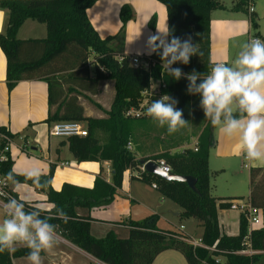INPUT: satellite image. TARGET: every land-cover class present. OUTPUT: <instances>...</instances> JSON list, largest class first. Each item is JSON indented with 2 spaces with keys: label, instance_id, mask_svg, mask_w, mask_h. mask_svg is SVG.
Masks as SVG:
<instances>
[{
  "label": "trees",
  "instance_id": "16d2710c",
  "mask_svg": "<svg viewBox=\"0 0 264 264\" xmlns=\"http://www.w3.org/2000/svg\"><path fill=\"white\" fill-rule=\"evenodd\" d=\"M157 1L167 9L169 38L176 36L183 40L190 36L200 53L199 56H192L188 65L174 64L173 67H179L183 73L195 70L206 74L214 65L210 58L211 15L213 11L224 8L221 0ZM94 3L95 0H0V8L9 12L6 30L0 33V48L7 60L8 90L11 91L23 80H45L49 87L50 106L46 123L85 122L87 136L67 138L70 151L80 162L107 160L112 164V182L97 178L91 189L65 183L61 191H55L51 186L54 169L47 176L41 175L40 183L47 185L41 190L47 191L48 201L53 204L46 218L56 225L58 234L105 264H152L160 253L167 250L181 252L188 263L216 264L219 260L220 264H255L260 258L264 259L262 254L248 256L237 253L245 248L248 235V222L244 215H240L238 235L230 236L220 229L219 211L230 209L228 200L235 197L217 199L213 195L209 156L215 142V127L205 120L198 94L186 93V79L175 81L168 77L155 53L145 57L155 61L150 70L144 66H133L130 55L117 54L111 46L115 37L101 38L88 18L87 11ZM232 9L247 12V0H235ZM120 18L123 30L133 18L130 5L122 6ZM27 20L44 24L46 37L19 39L18 32ZM148 25L155 30L157 17L152 16ZM251 25L254 29L259 26L253 14ZM91 65L95 67L93 72ZM153 79L166 84L163 93L177 101L176 107L182 110L185 120L200 122L197 151L187 148L173 154L163 151L145 156L147 148L140 141L138 130L154 122L149 117H126L124 112L139 105L142 92L149 88ZM105 80L114 84L115 95L110 109L105 117H86L80 97L97 94L100 83ZM0 131L12 139L13 135L5 127H0ZM129 143L135 144L134 150L128 148ZM183 143L174 145L180 147ZM137 154L146 161L164 160L176 175L194 177L198 193L187 183L168 181L143 172ZM2 168L6 175L12 172L11 159ZM129 170H135L143 181L155 183L163 197L179 205L181 218L198 220L203 227V244L215 249L194 248L176 233L160 230L157 215L142 221H131L132 229L127 238H120L112 232L104 238L94 237L90 216L80 215L79 210L90 211L111 204ZM15 176L19 182L36 186L24 175ZM250 185L251 203L261 209L264 220V169L251 168ZM11 193L18 198L12 190ZM26 205L29 209L36 208L27 202ZM57 208L71 217L67 223L56 216ZM249 238L254 250L264 252V227L251 230ZM27 255L28 249L23 244H17L14 253L0 252V264H13L14 258ZM221 257L225 260H220Z\"/></svg>",
  "mask_w": 264,
  "mask_h": 264
},
{
  "label": "crops",
  "instance_id": "0c3cea01",
  "mask_svg": "<svg viewBox=\"0 0 264 264\" xmlns=\"http://www.w3.org/2000/svg\"><path fill=\"white\" fill-rule=\"evenodd\" d=\"M125 4L131 6L133 18L122 30L123 24L120 12ZM234 4L235 0H232L230 4L223 3V9L212 12L210 58L213 64L221 62L232 63L243 46L242 42L246 43L254 37L264 40V0H254L253 15L258 19L259 23L257 29L252 28L249 12L232 9ZM87 14L91 24L101 38L115 37L111 46L119 55L151 56L153 53L150 54L149 51V37L159 34L160 30L165 31L166 27L168 29L166 6L157 0H95L94 5L88 9ZM152 16L157 17L155 30H151L148 25ZM8 18V10L0 8V33L6 30ZM46 35V26L33 20H27L18 32V38L21 40L44 38ZM6 72L7 60L0 48V127H5L13 135L10 140L12 172L17 175H24L27 171L38 168L42 173L41 175L47 176L53 168L54 174L51 186L55 191H61L65 183L91 189L94 187L97 178H102L106 182L111 183L112 164L110 161L80 162L70 151L67 138L50 135L52 124L46 123L50 111L48 83L43 79L23 80L9 91L6 83ZM107 81L109 80L100 83L97 94L89 93L87 94L88 98L85 96L80 97V103L84 107L86 117L91 116L87 114V108L83 100H89V97L96 98L101 95L105 85H107ZM93 103L98 109H102L105 114L111 106L110 104L108 109H103L99 103ZM146 122H149V120ZM82 123L86 126L85 122ZM186 130H182L181 136L179 135L178 138H169L168 141H164L156 133L160 132L168 135L165 128H161L155 123L145 124V127H141L138 130L140 134L138 135L139 137L141 136L140 141L147 148L145 156L163 151H169L172 154L178 153L179 151H175L182 148L195 149L199 143V127L196 130L197 132H195L196 134L191 132V130ZM214 137L215 142L210 149L209 156L212 192L214 187L217 189L222 183L216 180L215 184H213L212 174H216V176L227 174V176L231 175L229 180L226 178L225 183L228 186L240 187L247 184V186L249 185L248 191L250 193V170L252 167L264 169V161L245 160L246 156L240 148L238 138L226 137L220 132L218 127L214 128ZM177 142L184 143L180 147H175L174 144ZM134 149L135 144L132 143L131 150ZM137 158L141 159V155L137 154ZM243 168L248 169V173H244ZM134 179L143 181L135 170H129L122 187L117 190L111 204L99 206L90 211L79 210L80 215L84 217L90 216L91 234L94 237L104 238L108 233L112 232L120 238H127L130 236L132 229L131 221H142L151 215H157L154 209L156 208L154 203L156 198H153V195L156 191H159L153 186V183H149L151 189L140 190L139 187H135ZM9 181L11 190L20 200L26 201L36 208L41 207L46 211L53 209V204L48 201L47 191L27 183ZM235 198L242 197L238 196ZM164 199L163 197L161 202ZM218 199L228 198L219 197ZM224 210L219 211V223L222 233L230 236L238 235L239 230L237 233H233L228 224H222L220 214ZM181 212L182 210L176 212L175 215L180 217ZM5 214L6 211L0 204V222L5 218ZM166 226L168 230L165 229ZM157 227L162 231L175 232L171 230L172 228L167 223L161 221L157 223ZM177 230L178 232L175 233H179V228ZM54 236V246L41 255L42 264H105L66 240L56 231ZM168 252L176 251H164L154 261H157V258L163 256V254H169ZM176 253L180 254L179 252ZM257 254L264 255V252L257 251ZM180 256L185 259L186 263L185 256L182 253ZM220 260L224 261L225 259L221 257ZM13 264H30V262L27 257H18L13 259ZM255 264H264V259L260 258Z\"/></svg>",
  "mask_w": 264,
  "mask_h": 264
},
{
  "label": "clouds",
  "instance_id": "9594fccd",
  "mask_svg": "<svg viewBox=\"0 0 264 264\" xmlns=\"http://www.w3.org/2000/svg\"><path fill=\"white\" fill-rule=\"evenodd\" d=\"M148 44L150 54H157L162 61L164 73L175 81L186 79V93L198 94L205 120L226 137L238 138L247 159L264 161V40H248L232 63H216L206 74L195 70L183 73L179 67H173L188 65L192 56L200 55L190 36L183 40L176 36L169 38L166 27L165 31L149 37ZM176 104V100L165 94L151 101L145 115L168 134L176 133L189 123ZM41 174L40 169L33 168L24 178L44 189L47 185L40 183ZM7 178L18 183L13 172ZM4 207L7 211L0 222V252L14 253L16 245L23 244L28 249L30 264H42L41 253L55 244L56 225L46 218L50 212L41 207L29 209L26 201L15 196ZM57 209L56 216L67 223L71 217L63 209Z\"/></svg>",
  "mask_w": 264,
  "mask_h": 264
},
{
  "label": "built area",
  "instance_id": "2783aa9c",
  "mask_svg": "<svg viewBox=\"0 0 264 264\" xmlns=\"http://www.w3.org/2000/svg\"><path fill=\"white\" fill-rule=\"evenodd\" d=\"M247 9L249 14L254 13V0H247ZM257 38V37H254ZM252 39V38H251ZM131 63L133 66H144L146 69H151V67L155 64V61L146 60L145 57L135 55L131 56ZM166 89V84L161 80H152L149 88L142 92V98L137 107H132L124 112L126 117L133 118H143L148 117L145 115L146 108L154 99H159L165 93L163 91ZM50 135L59 137V138H69L73 136L85 137L88 135V129L86 126L79 121H61L53 123L50 127ZM10 138L0 131V204L4 207L6 201L11 199L14 195L11 193L10 181L7 178V175L3 171V164L9 161L10 158ZM128 148L132 149V144H128ZM197 151V147H195ZM245 160H249L245 157ZM156 163L160 166V168L166 172H170L171 168L164 160H158ZM142 171L146 172L144 166H141ZM153 186L157 188V185L153 183ZM18 199V198H17ZM20 200V199H19ZM229 207L232 210L239 212L241 215H244L248 222V235L245 238V248L238 251V254L241 255H255L257 251L252 248L250 242V233L253 229H259L264 227V220L262 216V211L260 208L254 206L251 203L250 198H234L228 200ZM5 211L6 208L4 207ZM184 230V226L181 225L179 227V231L182 232ZM177 234V233H176ZM181 239L187 241L194 248L204 247L210 250H214V247H208L203 244L202 240H194L184 236L183 234H177ZM216 264H220L219 260H216Z\"/></svg>",
  "mask_w": 264,
  "mask_h": 264
},
{
  "label": "rangeland",
  "instance_id": "374dc122",
  "mask_svg": "<svg viewBox=\"0 0 264 264\" xmlns=\"http://www.w3.org/2000/svg\"><path fill=\"white\" fill-rule=\"evenodd\" d=\"M222 3L225 4H230L232 3V0H221ZM45 26V25H44ZM243 44H245V42H242ZM235 52V51H234ZM91 70L92 72L95 70L94 65H91ZM114 84L112 81H107V85H105L104 90L102 92L101 95H99L96 98H92L89 97V100H83V103L85 104V107L87 108V114H89V116L97 118V117H104L105 113L103 112L102 109H98L93 102H97L99 103L103 109H108L113 98H114ZM187 122H189L184 128H182V130H186L188 127L189 129L187 130H191V132H197L196 130L199 127L200 122L197 121H193V120H186ZM182 130L180 129L178 132L174 133V134H162L160 132L156 133L158 134V137H162L164 139V141H168L169 138L171 139H176L179 137V135L182 133ZM186 130V131H187ZM186 134V133H183ZM196 134V133H195ZM172 137H171V136ZM181 136V135H180ZM184 149L187 148H182V149H178L175 152H181ZM248 169H244L243 168V172L244 173H248L247 172ZM231 175L227 176V174L225 175H221V176H216V174H212V182L213 184H215V181H221L222 183L219 185V187L216 189L214 187L213 189V194L217 197V199L220 198H233V197H242V198H248L250 196L249 193V185H241L239 186H233L230 187L228 186L225 182H226V178L227 180H229ZM135 187H139L140 190L142 189H151L149 183L147 182H143L141 180L138 179H134L133 180ZM230 188V190L228 189ZM230 192H234V193H230ZM236 194V195H233ZM154 199V203L156 204L154 208L155 209V213L158 215V222H164L167 223L172 229V231L178 232V228L180 225L184 226V230L183 232L177 233V234H183L184 236L188 237V238H192L194 240H201L202 235H203V227L201 225V223L193 218L190 219H183L181 217H178L175 215L176 212L181 211V207L179 205H177L176 203H174L172 200L165 198L163 200V202H161V199H163V197L161 196V194L159 192H155V194L153 195ZM220 220H222V224H228L233 233H237L239 230V224H240V217H239V212L232 210V209H228V210H224L222 212V214H220ZM166 230H168V227H165ZM174 232V233H175ZM176 252H179L177 250H175ZM176 252H168L169 254H163V256H160V258H157V261H153L152 264H199L196 261H192L191 263L187 262L186 259V263H185V259H183L180 254L181 252H179L180 254L176 253Z\"/></svg>",
  "mask_w": 264,
  "mask_h": 264
},
{
  "label": "water",
  "instance_id": "95a60500",
  "mask_svg": "<svg viewBox=\"0 0 264 264\" xmlns=\"http://www.w3.org/2000/svg\"><path fill=\"white\" fill-rule=\"evenodd\" d=\"M139 163L141 166H144V169L146 172L157 175L162 177L165 180L171 181H179V182H184L187 183L188 186L196 193H198V189L196 187V179L192 176H181V175H176L172 171L166 172L160 168V166L152 160L146 161L144 159H140Z\"/></svg>",
  "mask_w": 264,
  "mask_h": 264
}]
</instances>
